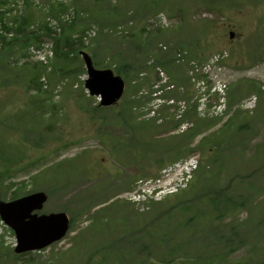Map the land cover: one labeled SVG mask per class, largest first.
I'll use <instances>...</instances> for the list:
<instances>
[{
    "label": "rangeland",
    "instance_id": "374dc122",
    "mask_svg": "<svg viewBox=\"0 0 264 264\" xmlns=\"http://www.w3.org/2000/svg\"><path fill=\"white\" fill-rule=\"evenodd\" d=\"M46 2H0L1 21L15 37L13 43L9 34L5 42L0 38V200L43 191L47 200L35 212L62 211L72 220L60 241L26 256L15 255L14 233L0 221V264H96L90 254L100 247L108 253L104 264H137L141 255L125 257V243L115 242L121 235L116 220L129 228L150 224L137 243L150 244L144 256L157 264L169 243L183 240L169 264L210 255L213 264H264V0H72L77 18L59 38L46 21L59 19L68 5ZM158 12L172 27L144 32V21ZM22 17L27 27H18ZM91 25L97 33L90 43L75 41ZM49 39L66 43L51 71L23 62L27 46ZM124 49L122 60L143 72L130 73L118 103L100 109L84 90L77 52H87L96 68L113 69L119 61L112 57ZM155 57L174 59L162 66ZM42 74L44 91L36 85ZM191 156L198 160L193 179L165 204L141 207L133 199L144 181L164 178L173 162ZM221 191L234 197V213L214 220L206 207L200 220L211 222L210 229L188 225L189 238L184 227L175 234L173 219H194ZM166 219L171 240L161 246L158 223ZM240 237L244 242L233 250Z\"/></svg>",
    "mask_w": 264,
    "mask_h": 264
},
{
    "label": "water",
    "instance_id": "95a60500",
    "mask_svg": "<svg viewBox=\"0 0 264 264\" xmlns=\"http://www.w3.org/2000/svg\"><path fill=\"white\" fill-rule=\"evenodd\" d=\"M82 55L88 75L85 87L91 95L101 98L100 105L116 103L123 93V79L110 69L94 68L91 58L86 53ZM46 199V194L39 191L13 201H0V218L16 236L15 252L42 249L66 234L69 218L65 212L32 213L40 210Z\"/></svg>",
    "mask_w": 264,
    "mask_h": 264
},
{
    "label": "trees",
    "instance_id": "16d2710c",
    "mask_svg": "<svg viewBox=\"0 0 264 264\" xmlns=\"http://www.w3.org/2000/svg\"><path fill=\"white\" fill-rule=\"evenodd\" d=\"M23 24H25V22H23ZM72 25V24H71ZM27 26V24H26ZM64 30V29H63ZM66 42L69 40V37H65L64 39ZM66 43H56V46L60 49H62V47H64ZM58 54V51H56V56ZM65 56H68V52L65 53ZM116 61H119V59H117ZM170 60L168 61H159L161 64H166L167 62H169ZM143 64V63H142ZM134 64H131L129 61L127 60H121L117 63L115 62V67H114V72L119 74V75H122L125 80H127L128 76L130 73H133L135 74L136 71H138L137 69H134ZM141 71H139L140 73ZM94 110V109H93ZM212 144L214 145H220L221 143L219 141L216 142L215 139H212ZM215 147V146H214ZM216 195V194H215ZM213 195L212 197H210L205 203V206L204 208L199 212L198 215H195V218L193 219V215L188 217V219H185L184 217L182 219H173L172 220V224L175 228L174 232L175 234L177 235L178 233H184V231L182 230L183 227L186 229V233H188V236L186 237L189 238L191 236V231H189V226L188 225H191L192 227L194 225H198V229H204L207 228L210 229L211 227V222L208 223V225H205L204 223L201 222V217L205 216L206 214L205 213H208L205 208L206 207H211V211L209 212H214L215 215L214 217V220L215 219H224L226 217V215L228 214H231V213H234L236 211V204L232 203L234 201V197H231L229 198V195H227L226 197L224 196V194L222 193V191L219 193V195L221 197H217ZM167 200H170V199H167ZM218 201V203H217ZM231 202V203H230ZM165 204V202H164ZM168 217H165V218H170V212H168ZM72 220V219H71ZM167 221L163 220L161 222H159V230L161 232H163L164 234V239H161V246H164L166 244H168L170 242L171 239L167 238L166 235L169 233V232H172V229H170V226L168 221L170 222V219H166ZM142 221H144V219H142ZM116 225L118 227V230L120 231V234H118V238L115 237V242L117 243H121V242H124L126 245V249L125 251L123 252V255H125V257L127 256H133L134 253H136L135 255L138 256V255H141L137 260V264H157L156 262H154L153 260L150 259V261L148 260V258H146L144 256V254H147V253H151L150 251L148 250H145L146 247L149 248V245H146V244H139L137 243L139 240V232L141 233V237L140 239L143 237V236H148L149 233L152 231V227L150 226V224H146L145 222H143V225L142 227H139L136 223L134 225V227H131L129 228V226L127 225V223H123V221H119V220H116ZM168 224V225H166ZM204 224V226H203ZM172 226V227H173ZM203 226V227H202ZM219 228L220 231H218L217 234H220L218 236V240L220 242H223V244L226 242L227 239L224 238V235H222L221 233V229L219 226H217ZM233 228L234 231H235V225L232 226V223L230 224V228ZM169 230V231H168ZM175 235V236H176ZM185 239V240H186ZM159 241V240H158ZM155 242H156V239H155ZM244 242V239L242 237L238 238V241H237V245H235L233 248V250H236L237 247L241 246V244ZM188 243V241H187ZM183 244H185V241H181V243H169V247H168V250H166L165 252H162V256L164 258L161 259V262L162 264H169V262H172L171 259H169L172 255H174V252L176 251H179L181 250V248L183 247ZM110 245V244H109ZM109 245H106V246H103L102 248H107ZM128 246H131L132 249H129L128 250ZM100 249V250H99ZM95 250L92 254H90V257L91 258H94L97 260V262H95L96 264H104L106 263V258L108 256V253H104L102 252L101 250V247ZM92 255H95L92 257ZM216 257V256H215ZM196 263L194 264H213L214 262V258L212 255H210V257L208 258V256L206 257H203V258H198V261H195ZM230 264H244V263H241L239 261H230Z\"/></svg>",
    "mask_w": 264,
    "mask_h": 264
}]
</instances>
